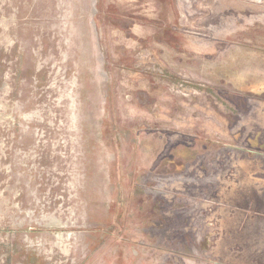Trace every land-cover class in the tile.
<instances>
[{"label": "rangeland", "instance_id": "rangeland-1", "mask_svg": "<svg viewBox=\"0 0 264 264\" xmlns=\"http://www.w3.org/2000/svg\"><path fill=\"white\" fill-rule=\"evenodd\" d=\"M0 264H264V0H0Z\"/></svg>", "mask_w": 264, "mask_h": 264}, {"label": "flooded vegetation", "instance_id": "flooded-vegetation-1", "mask_svg": "<svg viewBox=\"0 0 264 264\" xmlns=\"http://www.w3.org/2000/svg\"><path fill=\"white\" fill-rule=\"evenodd\" d=\"M242 251L241 250H235V253H241ZM259 254V253H257Z\"/></svg>", "mask_w": 264, "mask_h": 264}]
</instances>
